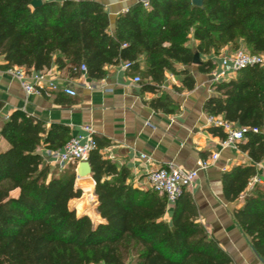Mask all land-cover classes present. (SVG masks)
Listing matches in <instances>:
<instances>
[{
	"label": "trees",
	"instance_id": "obj_1",
	"mask_svg": "<svg viewBox=\"0 0 264 264\" xmlns=\"http://www.w3.org/2000/svg\"><path fill=\"white\" fill-rule=\"evenodd\" d=\"M34 1L42 5L34 8ZM12 39L18 49L7 54ZM241 46L264 57V0H203L201 7L192 0H151L148 7L138 2L116 18L114 30L106 9L95 1L0 0V56H7L0 70L5 72L55 68L75 79L80 75L74 70L85 65L89 79L102 81L107 67L124 63L130 76L140 78L142 93L157 91L166 73L181 78L178 92H191L195 80L178 68L193 67L196 54L208 57ZM197 67L209 75L216 65L201 60ZM213 89L204 113L244 130L237 149L254 164L223 174L224 198L242 200L234 222L264 261V172L257 168L264 161V67L241 69ZM58 93L63 95H50ZM147 104L166 115L180 112L166 94ZM3 106L0 102V113ZM210 133L226 140L220 128ZM69 135V127L47 125L21 111L1 127L7 148L0 147V264H235L200 223L189 192L182 194L168 223L165 196L136 187L125 166L101 155L110 143L99 137L88 162L97 213L105 223L78 218L68 208L76 193V165L60 170L43 155L63 149ZM259 175L262 184L252 185Z\"/></svg>",
	"mask_w": 264,
	"mask_h": 264
},
{
	"label": "crops",
	"instance_id": "obj_2",
	"mask_svg": "<svg viewBox=\"0 0 264 264\" xmlns=\"http://www.w3.org/2000/svg\"><path fill=\"white\" fill-rule=\"evenodd\" d=\"M87 1H95L104 6L111 21V30H114L116 18L139 2ZM15 46L13 50L6 49L7 54L17 51L18 44ZM195 46L196 43L192 42L190 47ZM228 50L229 48H224L221 52L201 57V60H211L217 65L219 56L227 54ZM6 58V55L0 56V67L6 65ZM140 64L142 69L146 68V64ZM178 69L189 71L196 83L193 91L178 92L182 85L181 78L173 75L171 79V73H166L165 81L157 91L142 93L141 85L134 84V77L124 70V63L107 67L108 76L102 81H93L87 76L68 78L64 72H58L55 68L44 71L52 74L59 83L65 80L63 83L76 92L77 96L74 98L64 94L59 96V93L58 96L50 95L51 92L45 89L43 91L47 92V97L42 93L26 95L14 76L8 71L0 70V102L4 105L0 113V129L17 111L35 117L47 125L62 124L69 127V138L84 135V128L90 127L94 138L99 137L110 143V146L100 152L101 155L119 167L125 166L131 173L132 183L146 190H149L147 175L152 169L175 166L191 171L198 168L199 161H209V168L199 172L197 182L188 191L196 204L200 223L235 264H264L252 249L250 240L234 222V211L242 206V200L232 203L226 201L222 189L225 167L230 171L239 165L254 164L246 154L239 152L237 147L223 148V141L210 133L214 126L209 121L210 117L204 113L203 105L215 95L211 74H200L195 65ZM235 77L236 75L231 79ZM163 94L169 95L180 106L178 114L166 115L155 112L148 106V102ZM234 127L239 128L235 125ZM262 133L264 134V130ZM0 147L7 148L1 137ZM215 154H218L219 158L214 162L211 159ZM43 155L47 158L50 153L43 152ZM141 155L146 159H142ZM257 168L260 172L264 170V161ZM76 183L91 185L93 182L89 177L81 181L77 178ZM94 188L95 184L88 198L90 208L84 209L82 215L79 216L76 206L70 208L75 195L68 208L74 211L77 217L87 216L95 225L104 224L105 221L97 213L98 199L94 195ZM90 209L100 218V223L86 215ZM173 210L174 208L167 210L168 223L171 221Z\"/></svg>",
	"mask_w": 264,
	"mask_h": 264
},
{
	"label": "built area",
	"instance_id": "obj_3",
	"mask_svg": "<svg viewBox=\"0 0 264 264\" xmlns=\"http://www.w3.org/2000/svg\"><path fill=\"white\" fill-rule=\"evenodd\" d=\"M48 1L64 3L79 2L82 0ZM144 6L148 7V4H144ZM140 62L146 64L144 58H141ZM217 62L218 64L211 73L212 86L228 82L231 78L237 75L238 71L241 69L252 66L264 67V57L247 54L243 50H238L232 54L220 55ZM124 70H128L127 64H124ZM8 73L20 82L26 95H41L42 91L45 89L50 92L60 91L71 98L77 96L73 88L67 87L65 83H63L65 80H62V83H59V81L48 72L36 73L31 71L28 73L24 68H13L9 70ZM74 73H78L80 76H87V68L85 65H82L79 69H75ZM169 77L173 79L174 76L170 74ZM133 82L136 85H140L141 81L139 77H135ZM62 84L65 86H62ZM209 121L212 126L220 128L226 134V140L222 142L223 148H235L237 145L244 142V130L240 127L236 129L233 124L225 122L221 117L210 118ZM252 132L259 133L260 130L254 129ZM96 149L97 144L94 139V132L90 127H85L84 135L69 138L63 149L51 155L55 159V164L61 168L69 165H76L78 168L79 164L88 162L90 154ZM141 158L144 160L146 159L144 155H141ZM218 158V154H215L212 156L211 160L215 162ZM209 164V161L201 160L198 163V168L191 171L175 166L152 169L147 175V185L152 192L165 196L168 209H172L175 207L182 194L185 191L188 192L197 182L199 172L206 171L209 168ZM223 171L225 173L229 172L228 167H225ZM263 171L264 170L262 169L261 173ZM254 184H262L260 175L252 180V185Z\"/></svg>",
	"mask_w": 264,
	"mask_h": 264
},
{
	"label": "bare ground",
	"instance_id": "obj_4",
	"mask_svg": "<svg viewBox=\"0 0 264 264\" xmlns=\"http://www.w3.org/2000/svg\"><path fill=\"white\" fill-rule=\"evenodd\" d=\"M93 187H94L93 183L91 185H83L80 183L76 185L77 192L70 204V208L72 206H76L79 216L82 215L84 209L90 208L88 203V198L90 197V191ZM86 215H89L92 220L100 223V218L97 215H95L92 209H90Z\"/></svg>",
	"mask_w": 264,
	"mask_h": 264
},
{
	"label": "water",
	"instance_id": "obj_5",
	"mask_svg": "<svg viewBox=\"0 0 264 264\" xmlns=\"http://www.w3.org/2000/svg\"><path fill=\"white\" fill-rule=\"evenodd\" d=\"M138 1H139V3H142V4H148L151 0H138ZM192 3L194 6L201 7L203 5V0H192ZM41 5H42L41 1H34L32 3V6L34 8H38ZM200 64H201V58L198 54H196L194 56V59H193V65L199 66ZM91 172H92V170H91L89 162L79 164V166L76 170L78 180L81 181L82 179L89 178L91 176ZM72 212H74V211H72ZM97 225H99V224H97Z\"/></svg>",
	"mask_w": 264,
	"mask_h": 264
},
{
	"label": "rangeland",
	"instance_id": "obj_6",
	"mask_svg": "<svg viewBox=\"0 0 264 264\" xmlns=\"http://www.w3.org/2000/svg\"><path fill=\"white\" fill-rule=\"evenodd\" d=\"M16 45V41H14V40H10L8 43H7V46H6V49H14V47H16L15 46ZM190 46H192V42L189 44ZM239 50H243L244 52H246L247 54H250V52L244 47V46H241L240 48H239ZM222 51V49L220 50V52ZM233 52H231L230 50H228V52H227V54H232ZM55 160L53 157H52V155L50 154L47 158H46V161H48V162H53V161ZM50 164H53V165H55V166H57L56 164H55V161L53 162V163H50ZM57 167H59V169L60 170H65L68 166H66V167H64V168H61L60 166H57ZM76 185H77V183H76ZM75 188H76V186H75Z\"/></svg>",
	"mask_w": 264,
	"mask_h": 264
}]
</instances>
